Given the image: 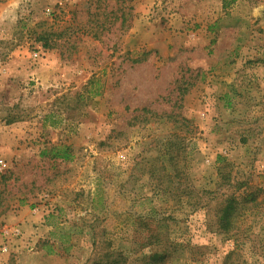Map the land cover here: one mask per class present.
Here are the masks:
<instances>
[{
	"label": "rangeland",
	"instance_id": "1",
	"mask_svg": "<svg viewBox=\"0 0 264 264\" xmlns=\"http://www.w3.org/2000/svg\"><path fill=\"white\" fill-rule=\"evenodd\" d=\"M158 234L264 264V0H0V264H156Z\"/></svg>",
	"mask_w": 264,
	"mask_h": 264
},
{
	"label": "trees",
	"instance_id": "2",
	"mask_svg": "<svg viewBox=\"0 0 264 264\" xmlns=\"http://www.w3.org/2000/svg\"><path fill=\"white\" fill-rule=\"evenodd\" d=\"M38 40H44L45 41V44L46 46H51L52 44L49 42L50 40H48V37L47 35L43 36H39L37 38ZM56 152H55V157H62L64 159H72L73 158V155L69 152V149L67 147H55ZM54 149V150H55ZM259 190H262V188H259ZM217 192H213V195L212 197L208 198L209 200L212 198H217ZM247 198V200L249 201H252V202H255L256 199H257V193L255 192H247L245 194V196L243 197H238L236 196V194L232 193V194H227V196L223 199L220 200L219 204H220V213H219V216H218V220H219V224L220 226L222 227V229L226 230L227 232L231 231V229H233L234 227V219L237 215V212H238V206L239 204L241 203L242 201V198ZM241 198V200H240ZM172 241H169L168 238H164L162 237L160 234H158L156 236V238L153 240V243L154 245H156L158 248L160 249H157L155 251V253L152 254V261H154L156 264H163V262L165 261V258L168 257V255L165 253V246H170V243ZM178 250L177 246L173 248V252L175 254L172 255V252L170 255L171 258H175V259H179V257L183 256L181 254L178 253ZM122 254V253H121ZM179 256V257H177ZM200 256H197L195 254H190L188 257L185 258L186 262L185 264H189L191 262H195L196 260H198ZM96 264H123L121 263L117 258L111 256L110 254L107 255L106 258H103L101 260H98L96 262Z\"/></svg>",
	"mask_w": 264,
	"mask_h": 264
},
{
	"label": "built area",
	"instance_id": "3",
	"mask_svg": "<svg viewBox=\"0 0 264 264\" xmlns=\"http://www.w3.org/2000/svg\"><path fill=\"white\" fill-rule=\"evenodd\" d=\"M4 165V164H3ZM3 165L1 167H3Z\"/></svg>",
	"mask_w": 264,
	"mask_h": 264
}]
</instances>
